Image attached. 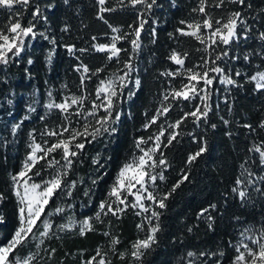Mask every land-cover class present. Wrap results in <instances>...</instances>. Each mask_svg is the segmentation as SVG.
Segmentation results:
<instances>
[{"label": "trees", "instance_id": "16d2710c", "mask_svg": "<svg viewBox=\"0 0 264 264\" xmlns=\"http://www.w3.org/2000/svg\"><path fill=\"white\" fill-rule=\"evenodd\" d=\"M112 2L115 3V0ZM209 2L211 3V0ZM197 3L198 0H158L160 7H155L144 16L148 23L141 34L143 46L133 56L134 70L118 101L120 120L115 125L117 131L87 145L86 152L76 163L70 176L71 180L82 178L83 183L77 185L73 197L65 196L50 202L52 208L57 204L71 203L73 208L69 210L68 215H73L77 220L92 216L97 210L96 206L105 198L120 166L131 158L134 152L139 154L134 145L136 138L143 136L146 139L157 131L155 125L147 131L142 126L154 114L156 108L160 107L161 94L169 88L170 82L178 87L183 79L160 75L161 72L173 71L178 67L167 59L171 50L187 51L190 55L186 59V65L189 67L201 62V57L205 55L202 51H197L203 46L195 39L175 33V29L181 27L180 20L191 21L197 18V14L192 12ZM248 3L252 5L251 8L240 5L227 6L228 10L243 11V17L251 27V32L248 39H244L241 34V38L233 41L228 47L230 57L235 56L238 59L226 58L225 61L218 62L231 70L241 87L224 86L218 80L214 81L215 89L210 101L212 110L208 124L197 127L189 119L177 130L182 133L177 141L164 149L171 167L166 172V182L159 185V192L168 191L181 178V170L187 172L188 179L172 194L166 202L167 207L160 210L161 231L157 234V243L143 258V264H184L189 251L197 255L200 252H223V256L212 257L211 264L217 259L220 264H231L235 254L231 245L240 239V232L244 227H258L264 223V196L245 183L241 188L248 189L250 199L242 203L232 191L238 177L247 181L245 168L255 172L256 177L264 175L258 154L248 151L254 142L264 140V129L258 127L259 122L264 119V93L255 91L254 85L246 81L248 75L257 71V66H264V59L257 54L264 53V45L257 38L259 32L264 31V13L260 11L264 8V0H248ZM35 4L44 10L47 22L43 19L36 22L34 31L37 35L35 38H25L27 43L21 55L13 57L7 65H0V193L5 197L0 201V214L6 220V223L0 225V239L9 237L17 223V201L12 192L9 174L19 171L21 162L29 151V132L35 129L33 135L36 142L41 143L42 139H48L40 135L45 124L49 128H55L62 122L58 110L46 115L47 109L44 105L50 99L48 92L53 93L51 99L55 102H61L64 96L73 94L89 95L90 99H94L99 79L122 67L115 62H106L104 53L89 51L70 55L66 50L65 45H75L77 49L90 48L93 43L92 36H97L99 43H107L113 35L107 24L96 19L95 0H70V5H65L63 0H35ZM49 4L53 7L48 8ZM34 8L35 5H32L22 10L24 25L32 19L31 11ZM208 11L214 17L222 14L214 5L209 7ZM104 15L113 26L130 32L127 25L136 22L137 13L127 8ZM10 16L12 19L16 18L9 11L0 9V28L10 23ZM65 26L69 31H62ZM153 30L156 32L155 37L152 36ZM39 33L55 39L56 45H52ZM169 33H174V38H170ZM118 46L129 49L130 53V45L127 42L121 41ZM50 50H53V56L51 62H48L47 54ZM245 55H249V61L243 59ZM76 57L80 59L77 60ZM125 58L126 54L121 53V59ZM29 59L33 61L31 64L28 63ZM81 62L93 71L98 67L104 69L98 76L86 82L87 91L83 93L80 88V72L74 70V66ZM237 70L242 73L240 77H235ZM136 79L141 81L139 86L134 83ZM63 85L67 87H62ZM129 90L134 93L131 98L128 96ZM29 105L36 111L29 114ZM90 106V102L86 101L85 107ZM182 109L190 111L191 107L187 102L174 104L167 119L161 117L159 123H164L167 127V124L182 115ZM25 115H30V119L23 120ZM40 116H46L45 120L41 121ZM221 117L228 120L229 124L225 125ZM17 122H22L21 127L13 134L11 129ZM245 123L252 124L256 131L250 132L242 127ZM212 124L216 125L214 129ZM188 133L192 135L189 136ZM205 141L207 151L191 165H187L189 154L195 153ZM148 146L150 145H145ZM97 154L100 155L101 163L106 162L105 168L99 172L92 164V159ZM43 163L44 161H41V164ZM51 171L53 170H47L44 178H48V172ZM97 176L100 178L97 184L93 185L92 179ZM256 186L264 188V183L257 180ZM85 190H90L89 196H85ZM210 205L216 207L212 209ZM205 208H208L209 212L198 218V213ZM209 215L212 217L211 221L207 218ZM51 219L55 224H60L66 222L67 217L54 216ZM142 220L143 216H135L133 210H127L119 220L115 217L105 218L104 225H96L97 232L89 233L84 238L75 233H60V239L53 237L45 241L42 247L56 248L57 251L50 261L45 257L41 264H80L82 258L94 254L97 247H108V239L101 234L105 230L119 238L120 244L117 248L124 252L130 249L136 239L144 237L145 233L136 228ZM189 228L192 229L191 232L188 231ZM35 243V240L30 241L29 246L24 247L18 255H27ZM109 259L113 264H125V261L113 256H109ZM204 264L210 262L205 260Z\"/></svg>", "mask_w": 264, "mask_h": 264}, {"label": "snow or ice", "instance_id": "6c2138e0", "mask_svg": "<svg viewBox=\"0 0 264 264\" xmlns=\"http://www.w3.org/2000/svg\"><path fill=\"white\" fill-rule=\"evenodd\" d=\"M63 3L70 5V0H63ZM95 4L97 6L96 19L107 24L113 35L110 36L107 43H99L97 42L99 38L92 36L93 43L90 48L77 49L75 45H65L66 50L70 55H74L75 52L84 54L89 51L104 53L106 62H115L122 67L117 68L109 76L99 79L95 87L94 99H90L89 95L77 96L73 94L64 96L61 102H55L51 99L53 93L48 92L50 99L44 105L47 109L46 115L53 110H58L62 122L55 128H49L45 124L40 135L42 138L47 137L48 139H42L41 143L36 142L33 135L35 129L30 131L28 134L31 140L28 145L29 151L21 162L19 171L9 174L12 192L17 201V223L9 237L0 239V264H41L45 257L50 261L57 249L42 247L46 240L53 237L60 239V233H75L84 238L89 233L97 232L96 225H104L105 218L115 217L119 220L127 210H133L135 216H143L142 222L137 224L136 228L145 233L144 237L136 239L130 249L120 252L117 248V245L120 244L119 238L105 230L101 234L108 239V247L106 249L97 247L94 254L82 258L80 264H113L109 256L125 261V264H143V258L157 243V234L161 231L159 221L162 212L160 210L167 207L166 202L188 179L187 172L181 170L183 173L181 178L168 191L159 192V185L166 182V172L171 167L164 149L169 148L177 141V138L182 134L177 130L181 129L189 119L197 127L201 124H208L209 113L212 110L210 101L215 89L214 81L218 80L224 86L241 87L231 70L225 64L218 62L225 61L226 58L238 59L235 56L230 57L228 47L233 41L239 40L241 34L244 39H248L251 32V27L246 24L243 17V11L228 10L227 6L240 5L251 8L252 5L248 3V0H211V3L209 0H198L197 5L192 9V12L197 14V18L191 21L180 20L181 27H177L175 33L195 39L203 46L197 51H202L205 55L201 57V62L189 67L186 65V59L190 55L187 51L171 50L167 59L178 67L173 71L161 72L160 75L173 79L183 77V79L178 87L170 82L169 88L161 94L160 107L156 108L154 114L142 126L147 131L155 125L157 131L146 139L143 136L136 138L134 145L139 154L134 152L132 157L120 166L105 198L96 206L97 210L92 216L77 220L73 215H68L69 210L73 208L71 203L57 204L55 208H52L50 202L63 199L65 196L73 197L77 185L83 183L82 178L71 180L70 176L76 163L86 152L87 145L104 135L111 136L117 131L115 125L120 120V112L117 110L119 97L123 94L122 90L127 87L126 82L134 70L133 56L143 46L141 34L148 23L144 16L152 12L155 7H160L158 0H115V3L112 0H95ZM32 5H35L34 10L31 11L32 19L28 21L27 25H24L22 10L28 9ZM213 5L216 9L221 10L222 14L219 17L212 16L208 11V8ZM47 7L52 8L53 5L49 4ZM127 8H131L137 13L136 22L127 25L130 32L124 31L122 27L113 26L104 15ZM0 9L7 10L16 17L12 19L10 16V23L0 28V65H7L13 57L21 55L23 47L27 43L26 37H36L37 33L34 31L36 22L41 19L47 22V17L44 15V10L35 4V0H0ZM260 11L264 13V8ZM62 31L67 32L69 28L65 26ZM39 35L49 40L52 45H56L55 39L44 33H39ZM152 36H156L155 30L152 31ZM169 36L174 38V33H169ZM257 38L264 45V31L259 32ZM121 41L130 45V53L129 49L118 46ZM121 53L126 54V58L123 60ZM257 54L264 59V53ZM52 56L53 50H50L47 54L48 62H51ZM76 59L80 58L76 57ZM243 59L249 61V55H245ZM32 62L31 59L28 60L29 64ZM74 70L80 72L82 93L87 91L86 82L104 71L99 67L93 71L83 62L74 66ZM241 75L240 71L235 72V77ZM246 81L254 85L255 91L264 93V66H257V71L248 75ZM134 83L139 86L141 81L136 79ZM62 87L66 88L67 86L63 85ZM132 95L134 93L129 90V98ZM86 101L90 102V107H85ZM8 102L11 103L10 100ZM180 102H187L191 110L183 111L182 109V115L174 122L167 124V127L164 123H159L160 118L167 119L174 104ZM227 102L225 99V103ZM35 111L34 107L28 106L29 114ZM229 111L231 112V105H229ZM45 118L46 116H40L41 121H44ZM22 119L28 120L30 115H25ZM221 119L225 125L229 124L228 120L223 117ZM21 123L13 124L11 129L13 134L21 127ZM75 125H79V127ZM211 127L214 129L216 125L212 124ZM242 127L250 132L256 131V128L250 123H245ZM258 127L264 129V119L259 122ZM188 135L191 136L192 133H188ZM145 145L150 146L145 147ZM206 151L205 141L195 153L189 154L186 164L191 165ZM248 151L258 154L259 164L264 168V140L259 143L254 142ZM41 161L44 163L41 164ZM105 163H101L99 154L92 159V164L96 167L97 172L105 168ZM49 169L53 171L48 172V178H44L45 172ZM245 172L248 177L247 181L238 177L235 181L236 186L232 188L233 193H236L242 203L250 199L248 189L241 188L245 183L264 196V188L256 186L257 180L264 183V175L256 177V173L247 168H245ZM37 178L40 179L37 180ZM99 178L97 176L92 179V184L96 185ZM84 194L89 196L90 190H85ZM4 199L5 197L0 193V201ZM146 201L150 203H146ZM209 207L214 209L216 206L210 205ZM208 212V208L202 209L198 213V218ZM54 216L61 218L66 216L67 220L64 223L55 224L51 219ZM207 218L209 221L212 220L210 215ZM4 223L6 220L0 214V225ZM211 227L212 225L209 223V228ZM188 231L191 232L192 229L189 228ZM33 240L36 243L32 246V250L27 255H18ZM231 246L235 251L231 264H264V223L258 227L245 226L240 232V239ZM81 255L83 256V253ZM223 255V252H200L197 255V253L189 251L184 264H197V261L199 264H204L205 260L211 264L212 257ZM126 257H130V259H126ZM214 264H220L219 259L215 260Z\"/></svg>", "mask_w": 264, "mask_h": 264}]
</instances>
